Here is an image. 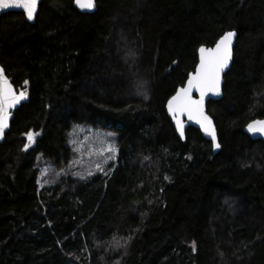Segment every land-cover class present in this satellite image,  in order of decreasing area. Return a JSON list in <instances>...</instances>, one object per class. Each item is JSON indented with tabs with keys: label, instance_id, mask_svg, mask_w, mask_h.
Listing matches in <instances>:
<instances>
[{
	"label": "trees",
	"instance_id": "trees-1",
	"mask_svg": "<svg viewBox=\"0 0 264 264\" xmlns=\"http://www.w3.org/2000/svg\"><path fill=\"white\" fill-rule=\"evenodd\" d=\"M226 31L214 155L166 103ZM0 63L30 97L0 144V264H264V142L245 133L264 119V0H42L34 24L0 17ZM75 126L115 135L111 171L40 187V164L76 159Z\"/></svg>",
	"mask_w": 264,
	"mask_h": 264
},
{
	"label": "snow or ice",
	"instance_id": "snow-or-ice-1",
	"mask_svg": "<svg viewBox=\"0 0 264 264\" xmlns=\"http://www.w3.org/2000/svg\"><path fill=\"white\" fill-rule=\"evenodd\" d=\"M74 2L81 9H92L94 7V0H74ZM37 7L38 0H0V9H23L29 21L34 19ZM234 36L235 32L226 31L213 47L201 45L199 47V63L194 71L188 74L186 84L176 89L175 94L167 100V111L175 122V129L180 138L185 136V125L182 117L187 116L189 120H194L200 124L204 132L212 138L214 148H220V144L216 142L215 129L211 118L205 113L204 104L206 95L209 93L219 94L220 92L221 74L232 60ZM24 84L27 85L28 81L25 80ZM194 91L199 93L198 98L193 96ZM25 97L26 90L17 94L13 90L8 77L4 75L3 67L0 66V136L9 126L11 115L9 109ZM145 98L147 97L145 96ZM247 127L249 132L264 133V120H253ZM27 139L32 142L34 139L33 134L28 133ZM28 146V144H25V149ZM108 151L114 153L115 148H109ZM109 158H114V156ZM165 179H168V177H165ZM195 250V241H193L192 251Z\"/></svg>",
	"mask_w": 264,
	"mask_h": 264
},
{
	"label": "rangeland",
	"instance_id": "rangeland-1",
	"mask_svg": "<svg viewBox=\"0 0 264 264\" xmlns=\"http://www.w3.org/2000/svg\"><path fill=\"white\" fill-rule=\"evenodd\" d=\"M33 136V141H28L29 146L34 144L38 134H33ZM70 144L77 153V156L68 171H55L48 164H40V187H51L57 184L64 175H68V173L72 174L74 178L81 180L89 179L97 173L108 175L111 171V163L117 160L118 150L115 135L108 130L75 126L71 133ZM113 147L115 148L114 153L108 151L109 148ZM113 156L114 158H109ZM97 165H99V167H97ZM89 173H91V175H89Z\"/></svg>",
	"mask_w": 264,
	"mask_h": 264
},
{
	"label": "water",
	"instance_id": "water-1",
	"mask_svg": "<svg viewBox=\"0 0 264 264\" xmlns=\"http://www.w3.org/2000/svg\"><path fill=\"white\" fill-rule=\"evenodd\" d=\"M41 1L42 0H38V7H37V10H36V13H35V17L33 20L29 21L27 20L28 23L30 24H34L35 23V20H36V17L38 15V12H39V7H40V4H41ZM74 7L82 14H93L95 11H96V0H94V7L92 9H81L79 8L75 2H74ZM11 12H19V13H24L23 9H16V8H11V9H0V17L3 15V14H7V13H11ZM26 17V15H25ZM235 32V36L233 38V45H232V50H233V55H232V60L229 62L228 66L224 69V71L222 72L221 74V84H220V92L219 94H212V93H209L208 95L205 96V104H204V109H205V113L211 118V116L207 113V104L211 101H219L223 98V87H224V77L225 75L228 73V71L231 69L232 67V64H233V59H234V49H235V46H236V42H237V37H238V34L236 31H233ZM215 45V44H214ZM213 45V46H214ZM212 46V47H213ZM206 47V46H205ZM198 63H199V50H198ZM197 63V64H198ZM0 66L1 63H0ZM4 69V68H3ZM192 73V72H191ZM4 75H6L5 73V70H4ZM7 76V75H6ZM8 77V76H7ZM9 82L12 84V87H13V90L19 94L20 91H23L25 89H20V90H17L16 87L13 85V83L11 82V80L8 78ZM187 81V80H186ZM186 84V82H185ZM184 84V85H185ZM183 85V86H184ZM182 87V86H181ZM193 96L194 97H197L199 96V93L198 92H193ZM29 93L27 92L26 90V97L24 99H22L17 105H15L13 108L9 109L11 115H10V118H9V126L8 128H6L3 132V135L0 136V144H2L5 139H6V135L7 133L9 132L10 130V127H11V122L14 118V115H15V112L23 105V104H26L29 102ZM166 112H167V115L168 117L170 118V120L172 121V124H173V127L175 128V122L174 120L172 119L171 115L168 113L167 111V103H166ZM182 119L184 120V125H185V136L184 138H181V140H185V137H186V131L189 129V128H194V129H197L200 131L202 137L206 140V141H209L212 143V138L204 132L203 128L201 127L200 124H198L196 121L194 120H189L187 118V116H184L182 117ZM257 120H264V119H257ZM211 121H212V125L215 129V135H216V142L219 143V139H218V132H217V128H216V125H215V122L214 120L211 118ZM252 122V121H251ZM176 130V129H175ZM177 132V131H176ZM32 133V132H31ZM245 133L250 137V139H252L253 141H256V140H261L264 142V133H260V132H256V133H252V132H249L248 130V127L246 126L245 128ZM33 134V133H32ZM177 135L179 136L178 132H177ZM213 145V143H212ZM221 150V146L220 148L216 149L213 147V153L214 155L219 153Z\"/></svg>",
	"mask_w": 264,
	"mask_h": 264
},
{
	"label": "bare ground",
	"instance_id": "bare-ground-1",
	"mask_svg": "<svg viewBox=\"0 0 264 264\" xmlns=\"http://www.w3.org/2000/svg\"><path fill=\"white\" fill-rule=\"evenodd\" d=\"M177 133V132H176ZM181 139V138H180ZM214 154V153H213ZM216 155V154H215Z\"/></svg>",
	"mask_w": 264,
	"mask_h": 264
}]
</instances>
